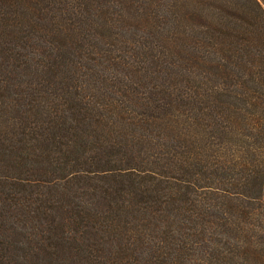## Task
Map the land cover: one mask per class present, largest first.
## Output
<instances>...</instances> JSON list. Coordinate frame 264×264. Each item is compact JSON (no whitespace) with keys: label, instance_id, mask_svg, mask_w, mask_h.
Segmentation results:
<instances>
[{"label":"trees","instance_id":"16d2710c","mask_svg":"<svg viewBox=\"0 0 264 264\" xmlns=\"http://www.w3.org/2000/svg\"><path fill=\"white\" fill-rule=\"evenodd\" d=\"M0 264H264V0H0Z\"/></svg>","mask_w":264,"mask_h":264}]
</instances>
